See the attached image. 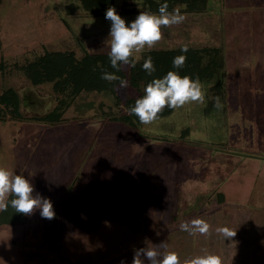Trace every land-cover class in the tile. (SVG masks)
Masks as SVG:
<instances>
[{
    "label": "rangeland",
    "instance_id": "374dc122",
    "mask_svg": "<svg viewBox=\"0 0 264 264\" xmlns=\"http://www.w3.org/2000/svg\"><path fill=\"white\" fill-rule=\"evenodd\" d=\"M72 1L0 2V94L14 90L21 112L18 119L0 103V167L33 175L25 176L33 195L50 199L58 220L50 244L39 209L24 226H1L0 264H132L134 249L162 241L181 261L216 254L223 264H264V0H232L245 5L242 14H222L231 0H208L201 14L162 28L151 50L216 47L222 68L201 82L205 103L149 125L118 120L134 94L128 86L69 98L25 75L24 66L47 51L109 53L111 21L68 12ZM122 1L109 7L126 25L149 12L142 0H125L129 11L121 13ZM217 81L222 88L209 90ZM59 99L67 103L59 121L42 120ZM187 177L203 191L183 192ZM193 218L205 220L211 234L179 229ZM225 226L236 230L231 240L216 232Z\"/></svg>",
    "mask_w": 264,
    "mask_h": 264
},
{
    "label": "clouds",
    "instance_id": "9594fccd",
    "mask_svg": "<svg viewBox=\"0 0 264 264\" xmlns=\"http://www.w3.org/2000/svg\"><path fill=\"white\" fill-rule=\"evenodd\" d=\"M168 4L159 6L158 14L140 12L130 25H126L114 7H109L105 18L111 21L109 38L107 40L110 51L108 53L110 64L116 72L123 67H135L133 54L142 52L146 47L151 50L163 37L162 28H171L185 20L179 7L168 10ZM187 48L181 49L187 52ZM186 56L180 55L173 59L174 68H182ZM143 70L152 75L156 71L152 58L148 57L143 65ZM102 79L108 82H118L119 88H127L128 81L111 72H103ZM206 93L199 79L190 76H181L176 71H168L163 78H155L144 88V95L137 98L135 105L129 113L138 117L139 122L149 125L155 122L163 110L179 109L189 103H205ZM215 106L222 107L219 97L215 98ZM33 184L22 174H14L6 168L0 167V211H6L9 203L15 212L27 216L34 214L39 209L44 219L55 218L53 204L50 199L33 195ZM9 197H12L9 201ZM107 223V222H106ZM181 231L190 235H210V225L202 218H193L179 224ZM217 234L225 240L236 236V230L229 227H219ZM223 264L222 258L216 254H205L181 261L178 253L168 250L165 241L157 245L148 244L147 247L134 249L132 264ZM123 264V261L121 262Z\"/></svg>",
    "mask_w": 264,
    "mask_h": 264
},
{
    "label": "trees",
    "instance_id": "16d2710c",
    "mask_svg": "<svg viewBox=\"0 0 264 264\" xmlns=\"http://www.w3.org/2000/svg\"><path fill=\"white\" fill-rule=\"evenodd\" d=\"M1 2V0H0ZM147 9L151 13L158 14V9L161 4L167 3L168 10L172 11L177 6H180L181 11L185 12H199L206 8L208 0H142ZM114 3V0H73L66 6L68 12H75L77 9H82L85 13L92 14L93 16H102L106 14L107 9ZM127 1H122L121 13L129 11L127 9ZM182 48L176 49H163L151 50L145 53L144 59L134 60L135 67H129L125 72L122 68L120 72H116L111 67L108 53L100 54H84L81 58H77L72 51H47L38 56L34 60L28 62L24 66V73L29 78L30 82L34 85L44 82L53 84V90L56 94L68 95L67 97L73 98L79 92L86 91H110L118 82H108L102 79V73L107 71L115 73L128 81V87L134 91L126 101L127 113L121 115L118 120L127 125L141 124L138 117L129 113L131 107L135 105L137 98L144 95V88L155 78H163L168 71H176L181 76L188 75L192 79H199L200 82H211L214 77H219L220 68H222V56L219 48L206 47V48H187V52H182ZM186 56L185 64L182 68L173 67V59L177 56ZM151 57L156 71L152 75H148L143 70V63ZM222 88L220 82H214L209 88L212 91H219ZM18 96L12 89L3 91L0 94V103L5 106L9 113L13 116L19 117L20 105L17 100ZM213 101L209 99L204 112H209L213 108ZM67 105L66 99H59L58 104L49 112L41 116V119L54 123L59 121L62 115V110ZM174 109L165 108L159 115V118L166 117L173 113ZM185 133V132H184ZM222 194L219 197L222 200ZM12 197H9V201ZM58 210V206H57ZM27 215L15 212L10 206L6 211H0V225H21L25 223ZM44 219V218H43ZM49 226V244L58 231V220L55 216L54 219L48 220ZM47 242V243H48Z\"/></svg>",
    "mask_w": 264,
    "mask_h": 264
},
{
    "label": "crops",
    "instance_id": "0c3cea01",
    "mask_svg": "<svg viewBox=\"0 0 264 264\" xmlns=\"http://www.w3.org/2000/svg\"><path fill=\"white\" fill-rule=\"evenodd\" d=\"M230 1V0H229ZM209 3V2H208ZM208 3H207V5H206V9L207 8H209L210 7V5H208ZM243 6H245L244 4H241V2H233L232 0L230 1V3H228L227 4V2L224 4V7H223V13L222 14H242L241 12H240V7L242 8ZM247 6H249V7H251V6H253V5H247ZM218 7H219V5H218ZM217 7V8H218ZM217 8H213V9H217ZM226 9H231L232 11H229V10H226ZM205 11V9H203V10H201V11H199V12H181L182 14H201L202 12H204ZM207 11V10H206ZM224 11H226V12H224ZM214 12V11H213ZM40 118H41V116H39ZM16 118H18V119H20L21 118V115L19 116V117H16ZM31 119H33V118H31ZM36 119H38V118H36ZM35 118L33 119V120H36ZM7 141H8V139H7ZM39 146V145H38ZM38 159V158H37ZM39 160V159H38ZM232 162L234 161V160H231ZM25 176H27V175H25ZM31 176H33V175H31ZM31 176H27V177H31ZM35 178V177H34ZM188 179H185L184 178V180H183V182H182V189H183V192H185V193H189V194H193V193H196V191L197 192H200V191H203V190H200V189H202V184H195L194 182H192L191 181V178H189V177H187ZM192 178H194L195 179V177H192ZM186 180H188V182L186 181ZM197 194V193H196ZM26 221H28V217L26 218ZM25 221V223H23V224H21V225H16V226H24V225H26V222ZM1 226H9V227H15V226H12V225H8V224H5V225H0V227Z\"/></svg>",
    "mask_w": 264,
    "mask_h": 264
}]
</instances>
